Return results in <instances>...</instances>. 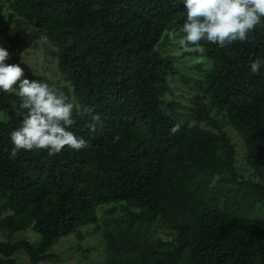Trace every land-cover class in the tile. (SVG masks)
<instances>
[{
	"label": "trees",
	"instance_id": "trees-1",
	"mask_svg": "<svg viewBox=\"0 0 264 264\" xmlns=\"http://www.w3.org/2000/svg\"><path fill=\"white\" fill-rule=\"evenodd\" d=\"M16 15L27 25L10 35ZM185 18L182 0H0L9 42L0 46L14 53L10 64L20 65L23 50L42 36L53 39L68 82L56 88L94 106L104 121L102 132L90 134L76 117L70 130L88 140L85 149L66 147L54 157L21 150L12 159L20 101L0 92V264H19L21 250L33 263L54 257L62 237L96 223L99 206L115 202L140 210L131 220L150 224L161 215L177 235L163 247L140 230H106L108 264H264V218L250 215L264 205V183L239 179L228 133L181 124L165 106L179 70L159 46ZM251 35L252 43L225 48L205 43L212 70L186 79L202 92L196 118L220 128L212 113L225 110L247 160L264 168V68L253 74L249 66L264 58V24ZM29 228L40 237L30 239Z\"/></svg>",
	"mask_w": 264,
	"mask_h": 264
},
{
	"label": "clouds",
	"instance_id": "clouds-1",
	"mask_svg": "<svg viewBox=\"0 0 264 264\" xmlns=\"http://www.w3.org/2000/svg\"><path fill=\"white\" fill-rule=\"evenodd\" d=\"M186 18L178 32H172L169 40L179 49L197 53L189 59L204 65L207 71L212 64L206 56L205 43L225 48L233 43H252L251 33L264 24V0H182ZM9 51L0 46V92L19 98L17 116L19 127L9 133L13 145L10 158L15 159L23 151H45L49 157L61 153L66 147L80 151L89 147L84 136H77L70 129L77 123L76 117L85 120L84 129L90 134L102 132V114L92 105L70 99L62 90L47 82L24 77L19 64H9ZM253 74L264 68V58L250 61ZM179 123L169 133L180 131ZM119 135L114 137L115 141Z\"/></svg>",
	"mask_w": 264,
	"mask_h": 264
},
{
	"label": "rangeland",
	"instance_id": "rangeland-1",
	"mask_svg": "<svg viewBox=\"0 0 264 264\" xmlns=\"http://www.w3.org/2000/svg\"><path fill=\"white\" fill-rule=\"evenodd\" d=\"M9 29L10 35H15L17 29L25 28L24 19L16 15ZM30 29L33 28L29 25ZM176 32L172 30L170 33ZM169 33V35H170ZM167 39V38H166ZM0 43L9 44L7 35L0 31ZM166 53L174 56L176 68L179 74L170 78L171 91L165 96V106L172 109V115L184 125L191 127H203L214 132H226L231 137L236 146L237 156L236 165L239 169V179H249L264 183V168L257 165L256 161L247 160V150L241 134L229 122L225 110L216 108L212 115L216 117L220 128H216L207 121L198 120L195 115L197 102L200 100L202 92L193 82H188L187 76H196L205 78L210 72L204 65L194 64L189 57L198 55L179 49L169 40V44L162 43L159 46ZM11 58L7 63L14 60V53L9 52ZM60 49L55 41L47 36L37 39L30 48H25L21 54L20 66L32 74V79L47 82L50 86L57 87L59 82L68 83L66 77L59 67ZM208 62L213 66V60L209 57ZM199 65H201L199 67ZM213 68V67H212ZM174 103L172 106L171 103ZM2 203V199H0ZM134 207L125 202L105 203L99 206V220L96 223L81 226L78 230L62 237L56 244L53 251L54 257L47 258L38 263H33L29 255L21 250L15 255L19 264H108L110 257V245L107 242L106 230L115 229V234L123 231L140 230L145 233L155 244L163 247L170 246L176 239L177 231L172 228L171 223L161 215L157 216L155 221L146 224L143 219H132V212H139ZM252 217L264 218V205L250 212ZM26 234L34 240L40 237L34 229L29 228ZM0 239H6L0 234Z\"/></svg>",
	"mask_w": 264,
	"mask_h": 264
}]
</instances>
